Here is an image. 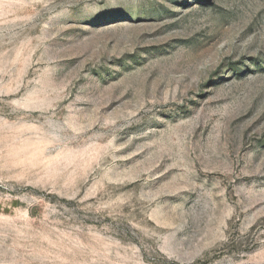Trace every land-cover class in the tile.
<instances>
[{
  "label": "rangeland",
  "instance_id": "1",
  "mask_svg": "<svg viewBox=\"0 0 264 264\" xmlns=\"http://www.w3.org/2000/svg\"><path fill=\"white\" fill-rule=\"evenodd\" d=\"M0 264H264V0H0Z\"/></svg>",
  "mask_w": 264,
  "mask_h": 264
}]
</instances>
